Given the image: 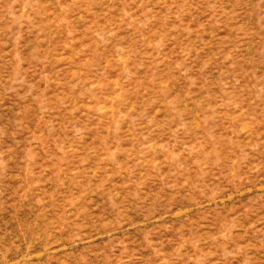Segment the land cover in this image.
<instances>
[{
	"label": "rangeland",
	"instance_id": "rangeland-1",
	"mask_svg": "<svg viewBox=\"0 0 264 264\" xmlns=\"http://www.w3.org/2000/svg\"><path fill=\"white\" fill-rule=\"evenodd\" d=\"M0 264H264V0H0Z\"/></svg>",
	"mask_w": 264,
	"mask_h": 264
}]
</instances>
